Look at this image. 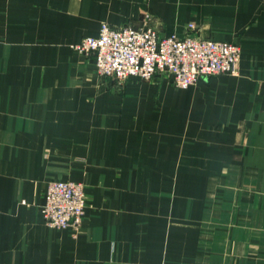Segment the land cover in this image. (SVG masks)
Masks as SVG:
<instances>
[{
    "label": "crops",
    "instance_id": "0c3cea01",
    "mask_svg": "<svg viewBox=\"0 0 264 264\" xmlns=\"http://www.w3.org/2000/svg\"><path fill=\"white\" fill-rule=\"evenodd\" d=\"M145 11L237 42L238 74L117 84L70 47ZM55 179L78 228L44 222ZM0 264H264V0H0Z\"/></svg>",
    "mask_w": 264,
    "mask_h": 264
},
{
    "label": "built area",
    "instance_id": "2783aa9c",
    "mask_svg": "<svg viewBox=\"0 0 264 264\" xmlns=\"http://www.w3.org/2000/svg\"><path fill=\"white\" fill-rule=\"evenodd\" d=\"M70 47L93 56L96 72L117 84L131 77L149 80L161 75L177 88H187L201 77L235 76L241 58L237 42L203 38L192 22L183 37L163 34L159 20L148 11L137 25L101 22L96 36H85ZM85 208L83 183L55 179L46 184L41 212L48 226L78 228Z\"/></svg>",
    "mask_w": 264,
    "mask_h": 264
}]
</instances>
